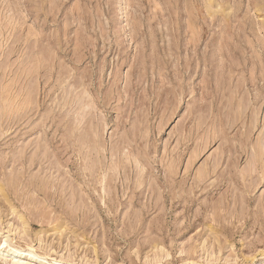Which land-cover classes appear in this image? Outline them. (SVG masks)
<instances>
[{
  "label": "rangeland",
  "instance_id": "obj_1",
  "mask_svg": "<svg viewBox=\"0 0 264 264\" xmlns=\"http://www.w3.org/2000/svg\"><path fill=\"white\" fill-rule=\"evenodd\" d=\"M0 264H264V0H0Z\"/></svg>",
  "mask_w": 264,
  "mask_h": 264
},
{
  "label": "bare ground",
  "instance_id": "obj_2",
  "mask_svg": "<svg viewBox=\"0 0 264 264\" xmlns=\"http://www.w3.org/2000/svg\"><path fill=\"white\" fill-rule=\"evenodd\" d=\"M5 243H6V241L4 242L3 245H5ZM16 251H18V248H15V249H14V252H16Z\"/></svg>",
  "mask_w": 264,
  "mask_h": 264
}]
</instances>
